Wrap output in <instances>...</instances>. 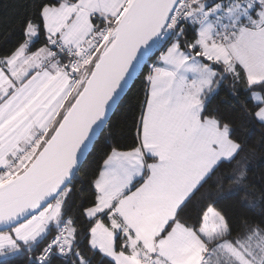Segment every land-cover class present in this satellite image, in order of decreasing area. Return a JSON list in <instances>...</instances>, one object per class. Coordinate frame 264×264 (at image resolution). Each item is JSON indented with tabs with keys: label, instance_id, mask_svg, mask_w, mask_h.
Wrapping results in <instances>:
<instances>
[{
	"label": "snow or ice",
	"instance_id": "1",
	"mask_svg": "<svg viewBox=\"0 0 264 264\" xmlns=\"http://www.w3.org/2000/svg\"><path fill=\"white\" fill-rule=\"evenodd\" d=\"M19 23L0 49V264H264L247 169L264 0H31Z\"/></svg>",
	"mask_w": 264,
	"mask_h": 264
},
{
	"label": "trees",
	"instance_id": "2",
	"mask_svg": "<svg viewBox=\"0 0 264 264\" xmlns=\"http://www.w3.org/2000/svg\"><path fill=\"white\" fill-rule=\"evenodd\" d=\"M31 0H0V49L10 47L20 36V20L30 10ZM140 95L138 88H133L126 94L125 103L114 116L117 123L115 135L122 143H131L134 132L132 131V117L138 110L137 97ZM227 110V105H221ZM261 130L252 127L247 133L249 147L255 146V153L249 156L247 162L248 177L259 189L264 188V145L257 143ZM85 188L87 185L85 184ZM79 195V194H78ZM87 195V192L84 193ZM226 206L235 203L234 200L226 201ZM260 205L254 209L245 208L249 214L259 212ZM239 211L240 209H234Z\"/></svg>",
	"mask_w": 264,
	"mask_h": 264
}]
</instances>
